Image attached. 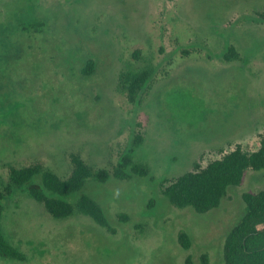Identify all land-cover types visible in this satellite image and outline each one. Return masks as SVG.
Listing matches in <instances>:
<instances>
[{
  "label": "rangeland",
  "instance_id": "1",
  "mask_svg": "<svg viewBox=\"0 0 264 264\" xmlns=\"http://www.w3.org/2000/svg\"><path fill=\"white\" fill-rule=\"evenodd\" d=\"M141 71L149 80L132 94L126 74ZM263 140L264 0H0V190L13 168L68 179L79 158L109 175L85 190L110 223L54 218L16 191L2 225L25 260L0 264H225L264 169H248L207 213L173 205L164 188ZM135 145L148 174L117 177Z\"/></svg>",
  "mask_w": 264,
  "mask_h": 264
},
{
  "label": "trees",
  "instance_id": "2",
  "mask_svg": "<svg viewBox=\"0 0 264 264\" xmlns=\"http://www.w3.org/2000/svg\"><path fill=\"white\" fill-rule=\"evenodd\" d=\"M233 46L225 54L227 60L236 57ZM94 62L88 61L83 74L90 75ZM150 77L148 71L126 74L132 94L140 92ZM137 145L132 146L122 157L119 178L130 175L148 174V165L134 162ZM72 175L68 179L35 164L13 168L11 182L4 191L0 190V257L25 260V255L6 236L2 220L6 211L4 201L16 191H24L43 204L57 219H66L81 213L91 216L99 225L110 229L107 209L85 188L89 181L105 182L109 177L105 170L93 172L86 163L75 158ZM264 169V140L255 151H246L236 146L223 157L209 161L205 166L197 164L193 171L170 181L164 188L166 198L178 207H193L198 213H207L218 207L227 197L231 186L242 183L248 169ZM132 171V172H130ZM246 208L239 221L232 227L224 243L225 264H264V189L244 195ZM185 246L188 236L182 234Z\"/></svg>",
  "mask_w": 264,
  "mask_h": 264
}]
</instances>
